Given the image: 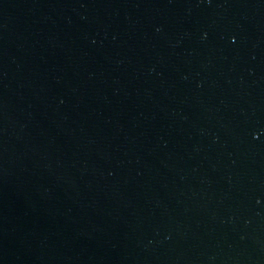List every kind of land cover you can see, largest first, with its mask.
Wrapping results in <instances>:
<instances>
[{"label":"water","instance_id":"water-1","mask_svg":"<svg viewBox=\"0 0 264 264\" xmlns=\"http://www.w3.org/2000/svg\"><path fill=\"white\" fill-rule=\"evenodd\" d=\"M0 264H264V0H0Z\"/></svg>","mask_w":264,"mask_h":264}]
</instances>
